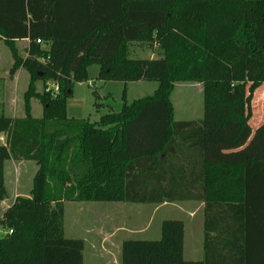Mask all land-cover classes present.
Here are the masks:
<instances>
[{
	"label": "trees",
	"instance_id": "16d2710c",
	"mask_svg": "<svg viewBox=\"0 0 264 264\" xmlns=\"http://www.w3.org/2000/svg\"><path fill=\"white\" fill-rule=\"evenodd\" d=\"M0 40L10 74L30 75L25 117L0 115V201L6 161L37 167L29 196L0 219L11 231L0 264H83L84 241L64 235L66 201L204 203L202 261L184 259V224L166 220L159 240L123 241L120 264H264V124L249 127L264 90V0H0ZM133 43L156 44L161 56L131 59ZM94 63L101 79L158 87L129 104L123 96L121 111L98 122L67 118L72 86ZM39 79L57 82L58 95L33 94ZM176 83L202 84L200 120H174Z\"/></svg>",
	"mask_w": 264,
	"mask_h": 264
},
{
	"label": "rangeland",
	"instance_id": "374dc122",
	"mask_svg": "<svg viewBox=\"0 0 264 264\" xmlns=\"http://www.w3.org/2000/svg\"><path fill=\"white\" fill-rule=\"evenodd\" d=\"M19 57L24 60L27 57L29 45L25 52L22 48L15 45ZM44 47V45H43ZM129 58L131 59H153L161 56L158 45L152 44H131L129 45ZM11 57V52L2 41H0V68L6 66ZM23 68V67H19ZM24 69V68H23ZM25 70V69H24ZM26 71V70H25ZM101 66L97 63L86 67V78L82 81L74 82L72 94L67 100L66 117L73 119H85L90 122H98L100 117L111 112L102 102L108 98L115 101H125L129 104L134 100L152 96L158 83L148 81L130 82L124 85L120 81L111 79H101L99 77ZM27 72V71H26ZM18 84L13 81H3L0 79V115L11 118L25 117V94L28 91L30 83L29 73L23 72ZM1 75L0 72V78ZM51 80H36L33 85V94L41 95L45 93V88L50 86ZM91 83V85H90ZM14 84V86H13ZM200 83H176L171 93V103L174 108V120H195L203 116V89ZM253 96L251 106L253 111L252 119L249 122L250 131L253 134L256 129L264 124V98L261 95ZM51 95V94H50ZM54 97L51 95V98ZM30 114L33 118H40L43 112V105L39 98L31 96L29 99ZM231 127H228V132ZM4 142V136L0 134V144ZM14 161V160H13ZM8 160L4 166V180L7 196L0 201V219L5 210L14 201V195L29 196L32 189V179L36 173L37 167L32 161ZM19 169L16 172L14 167ZM20 180V187L15 188L14 179ZM20 197V196H19ZM189 203H164L154 204H132V203H108V202H65L64 203V224L65 237L78 239L86 238L83 250V264H120L121 246L120 241L142 240L155 241L160 239V228L163 221L179 220L184 224L185 243L187 246L198 236V230L195 221L189 217L187 208ZM111 217H118L113 221H104ZM98 226L116 228L124 227V231L118 232L114 237V257L95 256V251L91 248L88 235H83L85 229H95ZM6 233V230L0 225V237ZM186 246L185 260L199 261L202 256L189 254ZM190 255H188V254ZM108 260V263L107 262Z\"/></svg>",
	"mask_w": 264,
	"mask_h": 264
},
{
	"label": "crops",
	"instance_id": "0c3cea01",
	"mask_svg": "<svg viewBox=\"0 0 264 264\" xmlns=\"http://www.w3.org/2000/svg\"><path fill=\"white\" fill-rule=\"evenodd\" d=\"M3 44H4V42H3ZM15 44L18 47L22 48V51L25 52L26 47L29 45V40H27V39L18 40L15 42ZM133 44L141 45L140 43H133ZM12 65H13V58H10L8 63L6 64V66H3L2 68H0L1 75H3L0 79L3 81H10V82L13 81L14 84L16 85L19 83L21 77H23V80L25 79V76H23L24 75L23 72H25V73H27V72L23 68H18L15 71V73L13 75H11L10 69H11ZM14 84H13V86H14ZM118 102L122 103V101H118ZM190 120H192V119H190ZM190 120H178V121H190ZM195 120H200V119H195ZM207 157H206L207 161H211L213 159L212 158L213 156L208 155ZM11 161H13V160H11ZM13 162H15V161H13ZM13 167H14L16 172H19L18 167H16V166H13ZM14 185H15V188H19L20 187V180H17L15 178L14 179ZM196 187H198V185ZM14 196H15L14 197V200H15L17 197H19L21 195L16 193V195H14ZM21 197H28V196H21ZM66 202H71V201H66ZM12 203H11V205H12ZM78 203H83V202H78ZM84 203H86V202H84ZM108 203H118V202H108ZM183 203H189L188 204L189 207L187 208V212L189 213V217L192 220L195 221L196 217L199 215L198 216L199 220L195 222V227L198 230V236L196 238H194L193 242H191V244L189 246H187L185 243V233H184L183 255L186 254V246H187L189 254L192 256V254H194V253L196 254L197 252H199L197 254L202 256V259L199 261H202L203 257H204V219H205L204 207H205V205L203 202H200V201H185ZM218 215L219 214H215L216 217L213 219V223H218V221H219ZM116 218H118V217H116ZM116 218L114 216L113 217L110 216V219H105L104 221H110V220L113 221V220H116ZM101 227L102 226H98L97 228H95L93 230L92 229H85L83 231V233H84L83 235L89 236L88 237V241H90L89 245H91V248L95 251V253H94L95 256H98L100 258L101 257H107V258L111 259L112 257H114V253H115L114 249L116 248V245L114 244V241H113L115 234L118 232L124 231L125 228L124 227H116V228L112 229L109 227H103V228H101ZM64 235H65V224H64ZM78 239H82V237H79ZM82 240L84 241V246H85L86 238H83ZM122 242L123 241H120V246L122 245ZM109 259H107L106 263H108Z\"/></svg>",
	"mask_w": 264,
	"mask_h": 264
},
{
	"label": "built area",
	"instance_id": "2783aa9c",
	"mask_svg": "<svg viewBox=\"0 0 264 264\" xmlns=\"http://www.w3.org/2000/svg\"><path fill=\"white\" fill-rule=\"evenodd\" d=\"M35 42L37 44H43V42L41 40H39V39H37ZM90 85H91V83H90ZM45 91H46V93H50L52 96L56 97L58 95V93H59V85H58V83L57 82H53L50 86H47L45 88ZM10 233H11V231L9 230V231H6L5 234H10Z\"/></svg>",
	"mask_w": 264,
	"mask_h": 264
},
{
	"label": "water",
	"instance_id": "95a60500",
	"mask_svg": "<svg viewBox=\"0 0 264 264\" xmlns=\"http://www.w3.org/2000/svg\"><path fill=\"white\" fill-rule=\"evenodd\" d=\"M102 104L116 113H119L122 109V103L116 102L111 98L104 100Z\"/></svg>",
	"mask_w": 264,
	"mask_h": 264
}]
</instances>
